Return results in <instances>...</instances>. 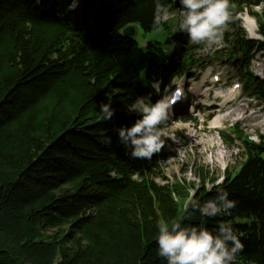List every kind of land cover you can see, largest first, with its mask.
I'll use <instances>...</instances> for the list:
<instances>
[{
    "label": "trees",
    "instance_id": "trees-1",
    "mask_svg": "<svg viewBox=\"0 0 264 264\" xmlns=\"http://www.w3.org/2000/svg\"><path fill=\"white\" fill-rule=\"evenodd\" d=\"M231 2L224 47L204 59H222L243 94L264 102V82L250 69L264 50V10ZM155 6L0 0V264H166L156 254L158 223L201 222L199 212L184 207L189 185L156 182L155 155L133 158L118 137L121 126L140 118L127 111L137 96L151 93L157 80L193 78L203 62L196 57L201 44L179 32L175 19L153 26ZM164 7L173 14L179 8L176 0ZM243 12L253 16L260 38L245 36ZM128 24L145 42L121 35ZM108 96L115 114L102 121ZM236 127L221 138L240 142L239 170H226L222 183L212 179L210 189L200 172L193 192L202 204L229 192L236 207L204 222L229 224L241 238L245 247L233 264H264V134L254 142Z\"/></svg>",
    "mask_w": 264,
    "mask_h": 264
},
{
    "label": "clouds",
    "instance_id": "clouds-1",
    "mask_svg": "<svg viewBox=\"0 0 264 264\" xmlns=\"http://www.w3.org/2000/svg\"><path fill=\"white\" fill-rule=\"evenodd\" d=\"M155 3L154 27L168 19H175L177 30L186 33L193 44L209 47L222 42L235 7L231 0H179L178 13L168 16L165 15L164 0H155ZM160 84L159 80L151 84L157 94L161 92ZM182 96V90L176 88L155 102L152 101V93L137 96L128 106L129 112L138 114L140 118L132 126H121L117 131L120 143L131 150V157L150 160L153 154L165 147L163 126L173 105ZM111 105L112 96H108L106 103L100 104L102 121L110 120L115 114ZM219 183L222 181H217ZM195 197V192L190 193L184 207L199 212L201 222L186 223L182 218L158 223L157 256L163 258L166 264H233L237 254L245 247L241 238L229 224L221 223L210 228L204 220L230 214L237 202L229 199L227 190L218 191L215 198L206 204Z\"/></svg>",
    "mask_w": 264,
    "mask_h": 264
},
{
    "label": "rangeland",
    "instance_id": "rangeland-1",
    "mask_svg": "<svg viewBox=\"0 0 264 264\" xmlns=\"http://www.w3.org/2000/svg\"><path fill=\"white\" fill-rule=\"evenodd\" d=\"M247 1L248 7L252 12L261 13V11L264 10V0ZM176 3L180 7L179 0H176ZM178 11L179 8L176 10V13L165 12V15L174 16ZM239 18L240 26L245 36L249 39H257L259 37L258 35L255 34V36H252L250 34V26L254 28V30H257V24L253 16L243 12L239 15ZM141 36V30L137 27L135 37L145 42L144 39H141ZM152 36L153 33H147L146 39ZM223 47L224 45L222 42L219 45L211 47L206 44H201V47L196 51V57L203 59V62H201L199 67L192 70V72H194V77L189 78L184 76L179 79H173L169 81V84H163L161 82V92L159 94L155 93L154 90L151 92L152 101L155 102L162 95L169 94L172 91L171 86L177 84H185L186 95L195 98H197L199 93L202 94L210 88L208 98L202 100V103L210 104L214 101L220 105V103L225 100V95L231 89L235 90V94L246 97L245 94H242V86L240 89L235 85L237 81L232 80L233 73L231 72L230 66L222 61V59H204L205 57H210L213 52L221 50ZM202 66L207 68L203 70ZM250 69L255 76L264 82V50L254 57ZM216 78L220 80L217 83H215ZM166 85L167 87H165ZM217 95L221 97L216 98ZM199 97H201V95H199ZM235 100L236 98L231 100L226 107L224 106V110L223 108L220 110L221 112L212 111L210 115H207L209 111H205L203 104L199 105L197 109L194 108L195 104L193 101L185 106L186 111L182 108V110H178L173 117H168V120L163 126L164 139L166 141L165 147L159 153H155L152 159V162L157 164V168H155L156 174L154 175L156 182L159 184L171 185L180 181L185 185H189L188 190L192 193L193 183H196L197 186L201 185L198 179V174L200 172H203L206 176L204 186L210 189L213 185L211 183L212 179H215L217 184V181L223 179L226 170H239L240 164L244 160L241 144L236 139V135L231 136L233 138L231 144H226L221 138V133L230 134L228 128H233L237 125L235 129L239 134L248 136L254 142H259V135L264 134V102H260L253 98L250 103L244 105V100ZM239 105H241L240 110H235L233 114L229 115L226 121L224 120L220 127H218L219 129L210 128V120L218 116H223L227 109L228 111H232ZM180 107L178 109H180ZM127 111L129 110L127 109ZM193 133H198L201 141L216 142L217 147L215 148V152L217 157H211V149H207L202 153L201 149L194 148L193 138H191ZM212 159L214 163H212ZM147 162L150 161L147 160Z\"/></svg>",
    "mask_w": 264,
    "mask_h": 264
},
{
    "label": "bare ground",
    "instance_id": "bare-ground-1",
    "mask_svg": "<svg viewBox=\"0 0 264 264\" xmlns=\"http://www.w3.org/2000/svg\"><path fill=\"white\" fill-rule=\"evenodd\" d=\"M248 26H250V25H248ZM250 28V34L252 35V36H255V34H256V30H254V28H252L251 26L249 27ZM257 35V34H256ZM210 88H208V90L207 91H204L202 94H198V96H197V98H196V102L194 101V104L196 105V106H199V105H201V104H203V106H204V108H205V111H209V113L207 114V115H210V112H219L222 108H224V106L226 107L230 102H231V100H234L237 96L236 95H234V91L233 90H230L226 95H225V100L223 101V102H221L220 103V105L219 104H217V103H215L214 101H213V103H210V104H208V103H202L201 101L202 100H205V99H207V97H208V95H209V92H210V90H209ZM199 95H201V97H199ZM222 95V94H221ZM221 96L220 95H217L216 96V98H220ZM198 101V102H197ZM215 107V108H214ZM240 107H241V105H239L236 109H233L232 111H228L226 114H223V116H218V117H216V118H214V119H212V120H210L209 121V124H210V128H212V129H217L218 127H220V125L224 122V120H226L227 118H228V116L229 115H231V114H233L234 113V111L236 110V111H239L240 110ZM172 112H170V114H171ZM170 114H169V116H170ZM200 129V128H199ZM201 130V129H200ZM199 130V131H200ZM196 132H198V131H196ZM191 138H193V142H194V148H199V149H201L202 151V153L204 152V151H206L207 149H211V153H212V158L213 157H217V155H216V152H215V148L217 147V143L216 142H214V141H206V140H204V141H201V139H200V137H199V135H198V133H193L192 135H191ZM212 163H214V160L212 159Z\"/></svg>",
    "mask_w": 264,
    "mask_h": 264
},
{
    "label": "water",
    "instance_id": "water-1",
    "mask_svg": "<svg viewBox=\"0 0 264 264\" xmlns=\"http://www.w3.org/2000/svg\"><path fill=\"white\" fill-rule=\"evenodd\" d=\"M137 27L135 24H128L121 29V35L125 38H135Z\"/></svg>",
    "mask_w": 264,
    "mask_h": 264
}]
</instances>
